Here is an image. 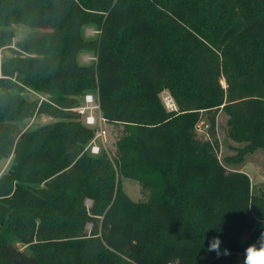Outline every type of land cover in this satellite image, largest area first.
<instances>
[{
	"label": "trees",
	"instance_id": "1",
	"mask_svg": "<svg viewBox=\"0 0 264 264\" xmlns=\"http://www.w3.org/2000/svg\"><path fill=\"white\" fill-rule=\"evenodd\" d=\"M16 24L33 32L1 67L0 162H12L0 176V264H243L264 232V192L222 164L216 128L225 113L241 156L264 149V0H0V48ZM26 90L49 100L38 110ZM86 91L124 127L117 169L85 151L95 130L68 111ZM37 110L63 120L13 124ZM123 178L149 199L133 201ZM213 237L220 256L207 251Z\"/></svg>",
	"mask_w": 264,
	"mask_h": 264
},
{
	"label": "rangeland",
	"instance_id": "2",
	"mask_svg": "<svg viewBox=\"0 0 264 264\" xmlns=\"http://www.w3.org/2000/svg\"><path fill=\"white\" fill-rule=\"evenodd\" d=\"M13 31L15 32V38L12 43L4 48H0V78H2L1 67L5 59L16 57V53L20 52L17 48V43L26 39V37L33 32L32 29L21 25L16 24L12 26ZM40 33H45L44 30L38 31ZM86 38L96 39L99 36V32L96 28L92 26H87L84 30ZM24 56V55H23ZM97 57L92 52H83L80 55V62L83 64H92L96 62ZM223 87L226 89L227 85L224 80L221 81ZM23 95L28 98L30 101H39L38 110L41 106V99L45 98L49 100L47 95H40L37 93L35 95L29 90L23 92ZM86 95H93L96 100L99 101V96L97 92L86 91L85 93L79 95L76 99L78 100V105L68 111H71L73 114L79 118L77 114V108L83 105V101ZM161 100L167 110L173 111L177 110L176 103L172 94L169 91H164L161 95ZM37 112L21 122H15L16 126L19 127L21 131H31L38 129L42 126H45L49 123L62 121L63 119L50 117L48 115ZM79 120V119H78ZM229 117L225 113H219L217 117V139L219 140L220 150H219V159L229 170L240 171L247 174L251 180V185L254 194H260L264 192V149H258L253 153H247L241 156V151L247 146L245 143H238L232 140L229 137V126H228ZM80 121V120H79ZM210 123L207 119H204L199 126L197 127V133L201 138H208ZM107 131V143L103 148V155L112 163L113 167L117 169V143L119 138L122 135L124 127L122 125H110L105 126ZM241 158V161L237 160ZM229 159V161H226ZM11 157L0 162V176L7 172L11 165ZM122 187L124 192L135 202H145L149 199L151 192L149 189H144L139 182L131 179H121ZM86 205L90 207L92 202L87 201ZM89 229L91 226L88 227ZM19 248L24 250L20 244L17 245Z\"/></svg>",
	"mask_w": 264,
	"mask_h": 264
},
{
	"label": "built area",
	"instance_id": "3",
	"mask_svg": "<svg viewBox=\"0 0 264 264\" xmlns=\"http://www.w3.org/2000/svg\"><path fill=\"white\" fill-rule=\"evenodd\" d=\"M32 92V91H31ZM37 95L35 92H32ZM41 101H48L39 96ZM79 120L87 127L95 130V135L85 151H88L94 156H98L103 152V148L107 143V131L105 126L108 125L107 120L104 118L100 103L93 95H86L83 105L77 108Z\"/></svg>",
	"mask_w": 264,
	"mask_h": 264
},
{
	"label": "clouds",
	"instance_id": "4",
	"mask_svg": "<svg viewBox=\"0 0 264 264\" xmlns=\"http://www.w3.org/2000/svg\"><path fill=\"white\" fill-rule=\"evenodd\" d=\"M220 244L219 237H213L207 251H215L217 256H220ZM223 255H230L229 250L224 249ZM243 264H264V232H261L255 243L249 244L245 248Z\"/></svg>",
	"mask_w": 264,
	"mask_h": 264
}]
</instances>
